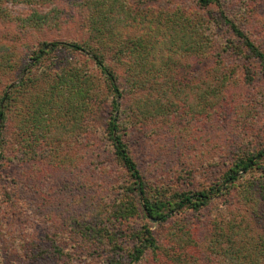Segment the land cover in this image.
Returning a JSON list of instances; mask_svg holds the SVG:
<instances>
[{"label": "trees", "instance_id": "obj_1", "mask_svg": "<svg viewBox=\"0 0 264 264\" xmlns=\"http://www.w3.org/2000/svg\"><path fill=\"white\" fill-rule=\"evenodd\" d=\"M226 1L234 9L232 15ZM154 2L161 0H0V16L9 21L6 4L36 7L27 17L15 18L24 34L60 28L68 24V19L76 21L83 13L89 34L84 43L42 41L28 60H14L11 67L20 74L30 67L31 61L35 64L30 76L0 97V163L14 136V143L32 160L41 157L52 161L65 144L71 148L74 141L88 150L92 140L87 129L96 107L110 103L101 134L103 150L121 176L114 183L111 199L97 200L96 208L85 219L83 231L70 233L71 249L59 248L61 257L68 258L66 264H99L95 257L101 256H105L104 264H264V213L258 207L264 197L258 200L248 195L260 178L256 177L255 183L242 182L252 171L264 175V146L240 154L220 182L183 191L165 177H146L125 139L130 127L127 119L131 116L127 114L122 119L123 103H127V113L130 111L132 118L140 121L173 114L179 103L190 98L186 87L196 94V114L204 113L206 107L215 109L217 88L226 89L228 75L237 73L226 65L231 58L243 61L245 83L255 81L253 65L257 62L264 78V20L262 30L256 32L253 28L255 19H264V0H194L192 6L183 5V0H162L164 4L157 6ZM221 30L229 38L222 39L218 33ZM250 30L258 33L261 43L251 37ZM1 52L2 49L0 55L6 58L5 63H10L9 54ZM63 52L85 56L92 66L67 59L52 72L57 59L52 55ZM186 54L197 60L211 57L214 65L219 64L215 85L203 82L200 76L195 80L179 78L178 59ZM6 64L1 63L4 67ZM118 69L123 72V81ZM32 88L39 91L31 96L33 99L26 103L22 114L15 104L24 90ZM10 112L16 121L20 119L12 128ZM58 163L71 169L75 159L63 157ZM237 190L245 193L247 204H253L251 219L244 223L234 222L235 219L227 223L216 221L209 228V237L204 236L203 240L192 225L179 226L177 233L184 245L179 250L166 242L167 250H163L152 223L165 226L175 217L199 213L215 197ZM89 200L87 204L91 205ZM253 221L259 222L254 226ZM98 250H102L101 254ZM47 255L51 254L45 251L42 256H35L34 262ZM12 256L6 259L9 261Z\"/></svg>", "mask_w": 264, "mask_h": 264}, {"label": "rangeland", "instance_id": "obj_2", "mask_svg": "<svg viewBox=\"0 0 264 264\" xmlns=\"http://www.w3.org/2000/svg\"><path fill=\"white\" fill-rule=\"evenodd\" d=\"M193 1L183 0L182 4L192 6ZM162 3L161 0L153 5ZM225 4L226 8H229L228 13L232 15L234 9L231 3L226 1ZM6 8L12 22L0 16V49L1 54H9L7 58H10V63L6 64V58L0 55V65H7H1L0 69V97L5 91L10 93L14 86L30 76L34 62L31 61L30 67L21 74L11 66H14V60H28L40 42L84 43L89 40L84 13L83 16L77 17L76 21L68 19V24H63L60 28L24 34L15 18L27 17L36 7L8 3ZM263 20L255 19L253 28L256 32L262 30ZM256 32H251V37L259 43ZM218 33L222 39L229 38L224 30ZM52 56H57L52 72L63 66L67 59L77 60L79 65L88 62V65L92 66L88 58L74 53L63 52ZM213 60L211 57H201L197 60L190 54L182 55L177 64L178 76L182 80H195L200 76L203 82L209 81L211 85H215L219 78L216 65L219 64L214 65ZM226 65L237 73L228 75L226 89L217 88L219 92L214 101V106L217 105L215 109L206 107L204 113L196 114L193 110L197 101L194 98L196 94L189 87L185 88V92L190 94L188 101L179 103L177 111L169 115L140 121L132 118L130 111L127 113V103H123L125 114L122 119L125 120L127 114L131 116L127 119L130 127L125 139L148 179L165 177L178 190H199L212 182H220L223 173L240 154L259 150L264 146V78L260 73V65L258 62L253 65L255 81L252 84L244 81L241 72L243 61L231 58L227 60ZM119 69L122 70V67ZM120 75L123 81L122 71ZM25 91L15 104L22 114L26 103H29L39 90L29 89L26 91L28 95ZM102 96L104 100L106 95L103 93ZM204 103L203 101L202 106ZM98 106L87 129L88 137L92 140L88 150L94 147L91 151L84 149L82 143L78 145V142L74 141L73 147L65 144L56 157L58 159L50 161L48 158L40 159L41 157L32 160L30 155H26L19 145L14 143L15 136L5 147V159L0 163V264H66L68 258L61 257L59 248L65 251L71 249L69 238L73 236H70V233L83 231L85 219L96 208L99 198L111 199L112 192L116 189L114 183L120 179L121 174L111 163L110 155L103 150L105 144L101 134L109 117L110 103H99ZM16 120V116L12 114L10 128L20 122V119ZM1 140L0 137V144ZM69 156L75 159L71 169L58 163L63 157ZM256 177L260 179L257 181ZM250 181H257V184L248 190L249 197L262 200L264 175L261 176L259 171H252L242 180L247 183ZM253 191L255 193H252ZM88 198L91 205L87 204ZM250 204L246 202L245 193L237 190L230 195L215 197L211 205L199 213L192 212L175 217L165 226L154 223L151 226L160 237L163 250H167V243L170 246L175 244L180 250L184 241L177 233L179 226L192 225V229L203 240L204 236L209 237V228L212 223L216 224V221L227 223L235 219L234 222L244 223L251 219L253 204ZM258 207L264 213V203L260 202ZM258 222L253 221V225ZM45 251L51 255L34 262L35 256H42ZM101 251L97 252L101 254ZM7 256H12L11 260L8 261ZM104 258L95 257L99 264H104Z\"/></svg>", "mask_w": 264, "mask_h": 264}]
</instances>
